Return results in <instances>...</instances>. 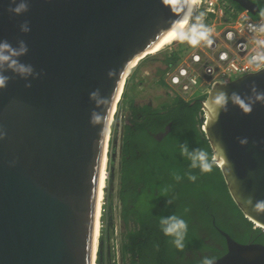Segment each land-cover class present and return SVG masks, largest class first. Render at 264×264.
Returning a JSON list of instances; mask_svg holds the SVG:
<instances>
[{
  "label": "water",
  "instance_id": "obj_1",
  "mask_svg": "<svg viewBox=\"0 0 264 264\" xmlns=\"http://www.w3.org/2000/svg\"><path fill=\"white\" fill-rule=\"evenodd\" d=\"M232 1L261 13L258 0ZM28 2L17 16L8 11L10 0H0V40L13 46L23 40L22 62L39 73L29 81L7 73L11 79L0 90V264H96L101 172L115 105L129 66L180 17L162 0ZM25 22L28 33L20 30ZM253 86L264 92V68L214 81L199 119L231 198L264 228V214L247 204L264 200V104L245 114L231 102L219 113L208 103L222 87L247 97ZM221 233L226 250L216 264H264V244Z\"/></svg>",
  "mask_w": 264,
  "mask_h": 264
},
{
  "label": "trees",
  "instance_id": "obj_2",
  "mask_svg": "<svg viewBox=\"0 0 264 264\" xmlns=\"http://www.w3.org/2000/svg\"><path fill=\"white\" fill-rule=\"evenodd\" d=\"M258 2L261 7L259 14H264V0ZM176 57V52L169 57L165 54L161 59L165 67L157 68V82L168 92L170 87L164 81V73ZM204 98L185 100L175 96L158 106L140 105L134 100L129 102L121 130L117 191L119 253L123 264H177L171 262L176 255L182 258L184 251L190 250L192 245H203V239L209 236L201 238L202 231H208L212 237L222 241V250L204 244L202 248L211 249L207 256L218 257L226 250L225 238L218 229L241 243L264 244V230L254 226L233 201L219 166L214 163L211 173H200L190 169L189 162L180 156L179 145L187 142L190 149L208 151L212 159V149L199 119ZM169 123L170 129L166 130ZM115 126L114 122V132ZM109 157L111 164V152ZM189 173L197 176L196 182L188 179ZM176 174L183 177L180 182L175 180ZM105 191L110 203L112 197L108 189ZM104 208L107 210L106 205ZM172 214L182 216L188 222L187 246L183 252L174 248L171 239L159 227V217ZM101 221L96 264L101 261L104 225L111 220L103 215ZM108 224L113 235V222L112 226ZM203 257L182 263L200 264Z\"/></svg>",
  "mask_w": 264,
  "mask_h": 264
},
{
  "label": "clouds",
  "instance_id": "obj_3",
  "mask_svg": "<svg viewBox=\"0 0 264 264\" xmlns=\"http://www.w3.org/2000/svg\"><path fill=\"white\" fill-rule=\"evenodd\" d=\"M162 3L169 7L175 15L180 17V19L171 26L170 31L172 39L180 43H187L192 48H197L202 43L207 45L213 43L212 37L215 29L204 21L203 13L196 14V0H162ZM28 9V0H10L8 11L14 15H22L26 13ZM246 19V15L241 17V20ZM248 29L258 34L257 38L254 40L258 51L250 57L249 65L254 66L256 69L264 68V25L257 26L248 24ZM20 30L23 33H28L30 31L29 24L27 22L21 24ZM232 35L233 33L229 32L228 38L231 39ZM27 53L28 47L23 40L18 41L16 46H13L7 40H0V90L5 89L11 79L7 73H12L14 76H18L25 81H29L30 78L34 79L39 75V73L35 72L31 64L22 62V57L26 56ZM220 84L224 86L226 82H221ZM26 87H31V84L27 83ZM123 89L121 95L123 94ZM96 95L97 93L95 92L91 93L90 99L94 98ZM229 102L237 106L243 113L250 114L256 103L264 104V92L258 91L257 87L253 86L252 95L250 96L242 97L235 92L229 96L227 92L223 91L222 87L218 89L215 95H212L208 101L211 111L216 113L227 110ZM3 137L4 133L0 131V139H3ZM247 143V138L240 139L241 145H246ZM179 153L181 157L189 162L190 169L198 170L200 173L204 174L213 171L214 161L211 159L208 151L200 148L190 149L188 143L184 142L179 145ZM182 179L183 177L181 175H175V180L177 182H180ZM188 179L191 182H196L197 176L189 173ZM168 203L172 204V201L168 200ZM247 204L252 206L253 210L258 215L264 214V200H258L253 205L252 199H249ZM251 222L254 226L264 230L259 224L253 221ZM159 227L161 232L171 239V243L177 251L183 252L185 250L189 226L188 222L182 216L176 214L160 216ZM200 264H216V257L204 256Z\"/></svg>",
  "mask_w": 264,
  "mask_h": 264
},
{
  "label": "built area",
  "instance_id": "obj_4",
  "mask_svg": "<svg viewBox=\"0 0 264 264\" xmlns=\"http://www.w3.org/2000/svg\"><path fill=\"white\" fill-rule=\"evenodd\" d=\"M196 14L203 13L204 21L213 26V43H202L197 48L181 45H167V56L173 52L177 57L173 65L164 73V81L170 87L172 97L185 100L205 96L216 80L229 81L245 73L256 71L249 65V59L257 53L254 43L258 34L248 29V24L264 25V14L253 16L245 8L232 0H196ZM246 15V20L241 17ZM233 33L228 38V33ZM119 97L113 118L119 113ZM202 112L204 109L201 106ZM204 127V121L201 128ZM110 132V131H109Z\"/></svg>",
  "mask_w": 264,
  "mask_h": 264
},
{
  "label": "rangeland",
  "instance_id": "obj_5",
  "mask_svg": "<svg viewBox=\"0 0 264 264\" xmlns=\"http://www.w3.org/2000/svg\"><path fill=\"white\" fill-rule=\"evenodd\" d=\"M181 44L182 43L175 41L172 46ZM183 44L185 46H189L187 43ZM166 51H168L167 46L156 53L148 54L145 57H142L131 69V72L126 78L123 94L121 95V100L119 102V113L113 118V123L117 120L118 124L115 126V132L113 131L111 125L108 137L107 159L105 163L108 175L106 179V186L104 188L102 212H100V227L96 246L95 262L97 260L98 243H100L99 238L102 227L101 217L105 215L106 219L108 218V220L111 221H107V224L104 225V240L102 255L100 256V264H121L119 253L120 228L118 220L119 203L117 200V191L122 123L127 117L126 111L130 100H134L135 103L140 105L148 103L151 106H158L172 98L171 92H168L164 86L157 82L159 78L157 68L162 69L165 67V63H162L161 59H163L165 54H167ZM129 77L131 78L127 81ZM124 93L126 94L125 96ZM109 152H111V164L109 163ZM105 189H108L110 197H112V199H110V203L107 202ZM105 205L107 206V210L104 208ZM112 222L114 226L113 235H111V227L108 224L111 223L112 226Z\"/></svg>",
  "mask_w": 264,
  "mask_h": 264
},
{
  "label": "bare ground",
  "instance_id": "obj_6",
  "mask_svg": "<svg viewBox=\"0 0 264 264\" xmlns=\"http://www.w3.org/2000/svg\"><path fill=\"white\" fill-rule=\"evenodd\" d=\"M173 41H175V40L171 38V33H169L166 36H164L160 41H158V43L154 47H152L151 49L145 51L143 53V55L137 57L135 59L136 62L129 66V71L131 72V69L137 64V62L142 57H145L148 54H152V53L158 52L159 50L163 49L164 47H166L167 45H169ZM106 179H107V169H106V165H105V166H103L102 172H101V184H100V187H101L102 191H101V194H99V202H98L99 203V207H100V212H102V206H103V201H104V188L106 186ZM100 216H101V214H100ZM99 227H100V219L98 220L97 225L95 227L96 228L95 229V240H96L95 241V246L97 245V242H98L97 238L99 236Z\"/></svg>",
  "mask_w": 264,
  "mask_h": 264
},
{
  "label": "flooded vegetation",
  "instance_id": "obj_7",
  "mask_svg": "<svg viewBox=\"0 0 264 264\" xmlns=\"http://www.w3.org/2000/svg\"><path fill=\"white\" fill-rule=\"evenodd\" d=\"M167 130V127H166ZM219 232L221 233V230L218 229ZM205 236H209L208 238H204ZM201 238L203 239V245L197 246V245H192L191 247H189L190 250L184 251L183 257L180 258L178 255L175 256V258L173 260H171L172 263H177V264H183L182 261L187 260V259H194L195 257H203V256H207L210 253V248H202L204 246V244H208L209 246H216L218 248H220L221 250L222 248V241H218L216 238L212 237L210 235V233L207 232H201L200 234ZM183 259V260H180ZM121 264H123L121 262Z\"/></svg>",
  "mask_w": 264,
  "mask_h": 264
}]
</instances>
